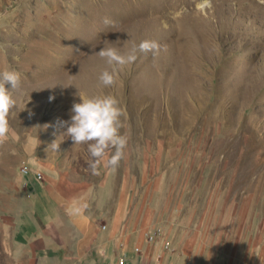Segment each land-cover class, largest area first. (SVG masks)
Masks as SVG:
<instances>
[{
  "label": "rangeland",
  "instance_id": "rangeland-1",
  "mask_svg": "<svg viewBox=\"0 0 264 264\" xmlns=\"http://www.w3.org/2000/svg\"><path fill=\"white\" fill-rule=\"evenodd\" d=\"M152 1L0 0V71L20 73L0 138V264H10L5 224L17 216L9 194L25 187L19 167L32 158L109 202L102 225L115 220L120 236L106 260L124 251L126 264H264V0H212L204 12L197 0ZM93 4L108 9L106 30L86 27ZM144 39L159 47L131 63L97 53ZM113 67L105 86L99 74ZM109 93L127 143L114 168L109 147L93 172L89 142L74 143L61 122L79 96Z\"/></svg>",
  "mask_w": 264,
  "mask_h": 264
},
{
  "label": "crops",
  "instance_id": "crops-1",
  "mask_svg": "<svg viewBox=\"0 0 264 264\" xmlns=\"http://www.w3.org/2000/svg\"><path fill=\"white\" fill-rule=\"evenodd\" d=\"M29 163L41 168L45 177L38 181L32 174H21L27 187H14L9 194L10 209L17 211L5 224L10 264H94L113 255L120 236L115 220L102 226L109 202L97 200L94 186L70 181L62 168L34 158ZM88 189V207L79 216H69L65 208L71 198ZM125 210V197L120 196L115 219Z\"/></svg>",
  "mask_w": 264,
  "mask_h": 264
},
{
  "label": "clouds",
  "instance_id": "clouds-1",
  "mask_svg": "<svg viewBox=\"0 0 264 264\" xmlns=\"http://www.w3.org/2000/svg\"><path fill=\"white\" fill-rule=\"evenodd\" d=\"M212 0H197L195 8L200 12L211 7ZM105 24L112 21L105 18ZM166 26V25H165ZM159 47L155 40L144 39L139 44H134L127 53H121L113 47H102L97 53L107 58L109 65H123L134 62L141 52L154 51ZM116 75V69L104 70L99 74V81L111 85ZM20 82V73L14 69L0 71V138L9 130L8 115L15 105L10 89H14ZM8 85L7 87L5 85ZM51 99V97H50ZM123 115L120 101L115 95L103 94L92 96H79L78 101H73L70 108L69 121L66 133L74 143L89 142L88 151L93 158L90 166L95 172L97 163L104 157L106 150L111 147L114 151L107 160L113 168L118 164L123 155V148L127 143V136L121 133V116ZM86 190L78 196L71 198L65 211L69 216H79L88 207V193Z\"/></svg>",
  "mask_w": 264,
  "mask_h": 264
},
{
  "label": "bare ground",
  "instance_id": "bare-ground-1",
  "mask_svg": "<svg viewBox=\"0 0 264 264\" xmlns=\"http://www.w3.org/2000/svg\"><path fill=\"white\" fill-rule=\"evenodd\" d=\"M169 1L170 0H163V2L161 1V0H153L152 1V3H151V6H153V7H157L159 4H163V3H169ZM183 2L185 1V0H182ZM185 3V2H184ZM84 4V3H83ZM132 4L133 3H131V4H127L126 5V7H127V10L125 11V12H123V13H127V14H130L131 12H132V8H133V6H132ZM41 5V4H40ZM86 5V4H85ZM88 6V5H87ZM94 6H96L95 4H93L92 5V8H94ZM97 8V7H96ZM118 9H119V11L121 12V15H120V20H123V16H122V5H120V6H118L117 7ZM95 9V8H94ZM35 10V9H34ZM87 10H88V8H87ZM86 10V11H87ZM95 11L97 12L96 14H93L92 13V15L90 16V19H86V27H88L90 24H92V22L93 23H95V25H96V27H97V29H98V26L99 27H101V25H103V26H105V30H106V28H107V25L108 24H105V18H109V16L107 15L108 14V9L107 8H105V6H99L98 5V8L97 9H95ZM91 12V11H90ZM119 16V15H118ZM86 17H88V16H86ZM78 19V18H77ZM119 19V18H118ZM125 20H127V17L125 16ZM133 20H135V19H133ZM74 21V20H73ZM119 21V20H118ZM132 21V20H131ZM76 22V21H75ZM120 22V21H119ZM125 22V21H124ZM123 22V23H124ZM81 25L82 26H84L85 27V25L84 24H82L81 23ZM83 27V28H84ZM91 28H93V27H91ZM88 29V28H87ZM94 30H96V29H94ZM131 30V29H130ZM88 31H89V29H88ZM83 33H84V31H82L81 33H80V36H82V37H80V39H79V42L78 43H80V47H82L83 49H85V50H88V51H90L93 47H94V44H93V42H92V40H91V37H89V36H86V37H84L83 36ZM131 33V32H130ZM44 34V33H43ZM74 34V33H73ZM88 34V33H87ZM129 34V33H128ZM79 35V34H78ZM91 36H92V34H91ZM126 38V37H125ZM93 39V38H92ZM128 39V38H127ZM99 42V41H98ZM130 43V42H129ZM96 44V43H95ZM133 45V44H132ZM92 51V50H91ZM90 51V52H91ZM102 59V58H101ZM93 60V59H92ZM100 67V66H99ZM99 69V68H98ZM51 70V69H50ZM54 72V71H53ZM70 72V71H69Z\"/></svg>",
  "mask_w": 264,
  "mask_h": 264
},
{
  "label": "built area",
  "instance_id": "built-area-1",
  "mask_svg": "<svg viewBox=\"0 0 264 264\" xmlns=\"http://www.w3.org/2000/svg\"><path fill=\"white\" fill-rule=\"evenodd\" d=\"M19 171L23 176H27V175H33L36 180L38 181H42L44 179V172L41 168L39 167H33L31 166V164L27 161H22L19 167ZM26 184V185H25ZM24 185L27 187V182H24ZM103 228L106 227V225H102ZM126 253L123 251L120 254H118V256L115 258V260L113 259H108L106 260L103 264H126Z\"/></svg>",
  "mask_w": 264,
  "mask_h": 264
}]
</instances>
